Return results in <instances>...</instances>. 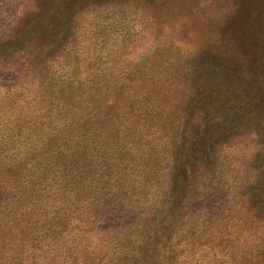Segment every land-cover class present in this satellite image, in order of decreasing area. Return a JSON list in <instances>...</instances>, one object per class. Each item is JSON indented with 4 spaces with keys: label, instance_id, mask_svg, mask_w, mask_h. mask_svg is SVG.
I'll return each instance as SVG.
<instances>
[{
    "label": "trees",
    "instance_id": "1",
    "mask_svg": "<svg viewBox=\"0 0 264 264\" xmlns=\"http://www.w3.org/2000/svg\"><path fill=\"white\" fill-rule=\"evenodd\" d=\"M16 1L0 264H264V0Z\"/></svg>",
    "mask_w": 264,
    "mask_h": 264
},
{
    "label": "rangeland",
    "instance_id": "2",
    "mask_svg": "<svg viewBox=\"0 0 264 264\" xmlns=\"http://www.w3.org/2000/svg\"><path fill=\"white\" fill-rule=\"evenodd\" d=\"M18 1L23 2V7L24 6L27 7L30 4L29 0H18ZM104 1H107V0H94V3H97V5H99L102 2H104ZM180 1L181 0H172V3H173V5H176L177 6L178 4H180ZM13 3H14L13 6H12V4H10L8 6H6L4 4L3 5L0 4V13H2L5 16L4 17V22H6L7 20H9L11 18L10 16H7L8 14L23 13V11H24L23 8H22V6H21V7H18V11L15 12L14 9L16 8V6H18V4H17V1L16 0H13ZM63 4L66 6V3H64V0H63V3L61 2V4L58 5V6H63V8H64V5ZM107 4L110 5V3H107ZM97 5H95V7H96V12H94L95 14L94 13L93 14L92 13L91 14H88V15L84 16L81 19L82 21L81 20L79 21L78 26L80 28H78V29L81 30V34H82V32H84V33H91L93 31H95L96 29L98 30V28L103 29V26L105 24H107V22H104V21L99 22V20H98V18H97L96 15H99V16L100 15H103L104 16V19H109L113 15L114 16H119V15H115V12L114 11L108 10V9H110V6H104V9H102L101 7H99ZM105 10L106 11H111V12H109V13H103V12H106ZM118 19L119 18H116V20H118ZM1 21H3V16H0V34H2L4 32V30L6 29V26L3 25V23L1 25ZM96 21H97V23H99L98 25L94 24ZM92 24L95 25V27H93Z\"/></svg>",
    "mask_w": 264,
    "mask_h": 264
}]
</instances>
